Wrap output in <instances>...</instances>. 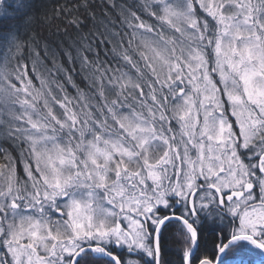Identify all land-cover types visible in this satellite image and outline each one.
Masks as SVG:
<instances>
[{
	"label": "snow or ice",
	"instance_id": "1",
	"mask_svg": "<svg viewBox=\"0 0 264 264\" xmlns=\"http://www.w3.org/2000/svg\"><path fill=\"white\" fill-rule=\"evenodd\" d=\"M0 264H264V0H0Z\"/></svg>",
	"mask_w": 264,
	"mask_h": 264
},
{
	"label": "trees",
	"instance_id": "2",
	"mask_svg": "<svg viewBox=\"0 0 264 264\" xmlns=\"http://www.w3.org/2000/svg\"><path fill=\"white\" fill-rule=\"evenodd\" d=\"M56 0H36V3L38 5L40 4H47L48 7H52L55 4ZM94 2H96L97 4H99L101 2V0H94ZM60 3H63V0H60ZM100 15L99 9L97 10V16ZM64 30V25H60V31L63 32ZM57 28L55 26H53L52 28H44L42 29V33L43 36L46 37L49 41H58V40H67L69 43H71V40L74 36V34L71 32V29H69V35L68 36H58L56 35ZM50 67V65H49ZM77 83H80L79 78H76ZM81 87H83V85H81ZM69 91L71 92L72 90L69 89ZM176 237H173L170 234H168V239L165 241V247L167 248L169 254L171 255L172 253H174L177 249V245L174 243ZM205 241L207 243V247L209 249H211V234H207L205 236Z\"/></svg>",
	"mask_w": 264,
	"mask_h": 264
}]
</instances>
